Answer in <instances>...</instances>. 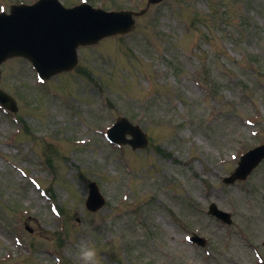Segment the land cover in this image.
I'll use <instances>...</instances> for the list:
<instances>
[{"label": "rangeland", "instance_id": "obj_1", "mask_svg": "<svg viewBox=\"0 0 264 264\" xmlns=\"http://www.w3.org/2000/svg\"><path fill=\"white\" fill-rule=\"evenodd\" d=\"M0 87L22 119L0 109V264H83L81 244L99 264H259L255 251L264 260V160L246 180L221 182L264 141V0H163L129 34L81 48L75 71L38 85L13 58ZM119 115L147 132L145 149L106 141ZM90 180L106 199L96 212L82 203ZM210 202L231 225L206 213ZM192 232L204 247L186 240Z\"/></svg>", "mask_w": 264, "mask_h": 264}, {"label": "water", "instance_id": "obj_2", "mask_svg": "<svg viewBox=\"0 0 264 264\" xmlns=\"http://www.w3.org/2000/svg\"><path fill=\"white\" fill-rule=\"evenodd\" d=\"M131 15L130 12L105 13L87 5L64 9L56 0H39L32 6H13L9 15L0 14V63L10 56L22 55L31 59L44 77L71 69L76 63L75 50L78 45L131 30L134 24ZM0 100L5 102L1 90ZM124 125L120 137L125 132L137 131L122 120L121 126ZM117 135L112 132V138L120 141ZM263 156L264 146L249 152L226 180L245 178ZM100 203L97 191L92 189L88 207L94 210Z\"/></svg>", "mask_w": 264, "mask_h": 264}, {"label": "clouds", "instance_id": "obj_3", "mask_svg": "<svg viewBox=\"0 0 264 264\" xmlns=\"http://www.w3.org/2000/svg\"><path fill=\"white\" fill-rule=\"evenodd\" d=\"M78 254L83 264H99L97 251L92 246L81 244Z\"/></svg>", "mask_w": 264, "mask_h": 264}, {"label": "snow or ice", "instance_id": "obj_4", "mask_svg": "<svg viewBox=\"0 0 264 264\" xmlns=\"http://www.w3.org/2000/svg\"><path fill=\"white\" fill-rule=\"evenodd\" d=\"M0 11H3V9H2V8H0Z\"/></svg>", "mask_w": 264, "mask_h": 264}]
</instances>
